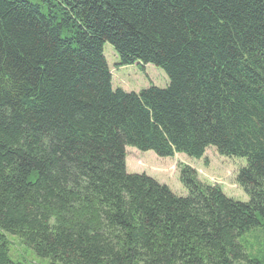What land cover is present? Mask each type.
<instances>
[{
  "label": "trees",
  "instance_id": "obj_1",
  "mask_svg": "<svg viewBox=\"0 0 264 264\" xmlns=\"http://www.w3.org/2000/svg\"><path fill=\"white\" fill-rule=\"evenodd\" d=\"M36 1L0 0V264H32L10 236L52 264H264L240 243L264 226V0ZM107 44L169 85L114 89ZM128 147L245 160L249 201L186 164L177 196Z\"/></svg>",
  "mask_w": 264,
  "mask_h": 264
},
{
  "label": "rangeland",
  "instance_id": "obj_2",
  "mask_svg": "<svg viewBox=\"0 0 264 264\" xmlns=\"http://www.w3.org/2000/svg\"><path fill=\"white\" fill-rule=\"evenodd\" d=\"M38 3V1L33 0ZM105 57L111 68L113 88L127 92H139L149 86L166 88L170 80L164 70L152 65L141 68L139 64L120 67L119 58L114 49L107 44ZM139 65V66H138ZM126 166L130 174H146L160 184L168 186L177 196H185L187 192L180 182V165L186 164L195 169L199 179L207 184L220 186L223 192L238 201L248 202V195L237 184L239 170L246 165L245 160L221 157L216 149H208L204 159L194 160L177 154L173 158H159L153 152L142 153L135 148L127 149ZM258 233H248L240 239V243L252 256L264 253V226L256 229ZM256 230H254L256 232ZM10 239V256L13 261L26 260L32 264H52L49 260L40 259L23 245L16 237ZM59 264V263H55Z\"/></svg>",
  "mask_w": 264,
  "mask_h": 264
}]
</instances>
